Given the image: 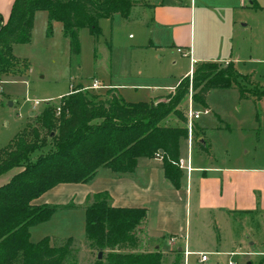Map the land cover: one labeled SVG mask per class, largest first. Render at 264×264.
Masks as SVG:
<instances>
[{
	"label": "trees",
	"instance_id": "obj_1",
	"mask_svg": "<svg viewBox=\"0 0 264 264\" xmlns=\"http://www.w3.org/2000/svg\"><path fill=\"white\" fill-rule=\"evenodd\" d=\"M138 2L14 0L6 21L0 16V80L19 60L13 55L12 46L30 42L37 11H46L49 21L62 23L71 53L78 54L82 28L97 37L101 19H111L115 13L126 18ZM253 7L258 8L255 4ZM189 79L193 103L202 106L211 89L236 87L245 97L240 81H248L231 62H203L179 81L165 101L156 97L148 102H126L112 91L109 96L100 97L80 86L61 97L58 106H46L38 118V127L18 133L0 149V175L19 168L0 186V264H65L74 257L70 238L64 243H58L55 237H44L35 243L30 240V227L48 221L58 208L34 205L32 201L58 184L87 183L101 167L115 173H131L138 158H153L161 150L164 174L178 187L182 177L178 167L180 142L187 139V129L167 126L162 121L172 114L186 122L178 106L188 93ZM201 135L193 129L195 145L205 149V145L197 142ZM47 146L50 147L46 152L33 157ZM84 214L90 245L101 252L108 250L105 257L90 264L162 263L160 249H132L140 242V234L144 235L145 208L114 207L109 204L107 193H96L85 201ZM124 247L131 249L121 251ZM176 253L180 256L181 251ZM179 261L176 257L171 264H180ZM249 264H264V259Z\"/></svg>",
	"mask_w": 264,
	"mask_h": 264
},
{
	"label": "rangeland",
	"instance_id": "obj_2",
	"mask_svg": "<svg viewBox=\"0 0 264 264\" xmlns=\"http://www.w3.org/2000/svg\"><path fill=\"white\" fill-rule=\"evenodd\" d=\"M254 1L264 4V0ZM189 3L190 0H182L183 5ZM192 3L196 11L193 26L198 51L201 50L198 45L202 32H206V37H214L216 33L225 31L233 18L242 17L240 11H232V6L237 5L238 0H192ZM140 15L135 11L124 18L115 13L111 19L100 20L101 32L97 37L92 36L87 28H82L79 32V53L72 54L62 23L49 21L46 11L34 14L30 42L12 46V53L19 60L1 76L0 149L6 147L18 133L33 126L38 127V118L46 106H58L60 98L71 89L90 86L93 81H100L104 86L112 85L114 92L116 90L132 103L148 102L154 95L167 94L169 87L178 83L189 65V59L179 54L176 47L170 46L172 43H166L170 45L159 51L132 48L145 39L146 30L141 19H145L147 13ZM257 15L254 19L260 17ZM253 32L255 39L261 38L258 31L254 29ZM244 53L246 57L249 54ZM157 55L160 57L157 58ZM173 60H176L174 66ZM246 67H257L259 73L253 77L255 83H250L249 79L240 81L245 97L236 87L211 89L205 99L210 112L195 121L204 128L202 132L206 142L205 149L197 147L204 151L208 164L213 166L264 167V92H261L264 91V63H246ZM92 91L104 97L109 96L112 90L106 87ZM193 94L189 79L188 93L178 106L185 119L189 104L194 110L203 109L202 105L193 103ZM168 95L161 96L159 100L165 101ZM246 96L254 98L247 101L244 100ZM189 98L192 99L191 103ZM34 100L39 101L36 107H33ZM173 118L176 121L169 125L187 127L186 122ZM216 123L222 126V130L212 129ZM40 130L45 136V131ZM49 147L36 152L33 157L46 152ZM197 151L195 146L193 153L197 154ZM5 173L2 177H5ZM68 205L56 208L48 221L31 226L30 240L37 242L44 237H55L58 243H64L70 238L74 257L65 264H90L99 250L92 248L87 240L84 205ZM210 229L205 224H194L191 215L186 237L190 253L184 254L183 240L178 242L182 247L180 256H177L175 247L169 246L167 239L159 241L157 245L163 248L160 249L163 253L161 264H171L176 257L180 264H248L264 259V211L260 208L245 216H235L232 233L239 239L237 245L230 240L225 241L224 237L220 244L211 242L206 233ZM138 239L140 242L132 247L133 250H155L153 244L147 243L145 234H140ZM250 242L254 244L250 245ZM130 249L124 247L120 250ZM107 251L102 250V258ZM215 252L219 254L213 255ZM201 254H206L208 261L202 262Z\"/></svg>",
	"mask_w": 264,
	"mask_h": 264
},
{
	"label": "crops",
	"instance_id": "obj_3",
	"mask_svg": "<svg viewBox=\"0 0 264 264\" xmlns=\"http://www.w3.org/2000/svg\"><path fill=\"white\" fill-rule=\"evenodd\" d=\"M13 1L0 0V16L3 21H6L9 16ZM238 1L237 5L232 6V11H240L242 17L233 18L227 24L226 30L221 34L216 33L214 37H206V32H202L198 45L201 50L198 51L195 46L193 26L196 11L192 0L190 5H183L182 0H139L132 7L128 17L135 11L141 14L140 16L147 13L145 19H141L146 33L145 39L132 48L159 51L170 45L166 43H172L170 46L176 47V50L180 48L185 51L189 65L182 72L178 83L182 78L190 76L194 68L203 62H231L239 74L248 77L250 83H255L253 77L259 73V68H247L246 63H264V4L254 0ZM254 4L258 8H254ZM38 12L42 11L36 13ZM255 15L260 17L254 19ZM254 29L262 35L260 39L258 38L259 40L254 37ZM244 51L249 52L247 57ZM159 57L160 55H157V58ZM191 59L195 61L194 64ZM172 64L174 66L176 60H173ZM178 83L170 86L167 94H170ZM101 85L103 88L100 89L107 87V90H112L114 94L121 97L116 90L114 92L115 88L112 85H105L106 87L102 83ZM261 92L264 91L261 90ZM167 94L154 95L151 100ZM250 98L254 97L246 96L244 100L248 101ZM203 108L210 112L206 103ZM173 117L175 116L169 115L162 124L177 126L168 124L176 121ZM218 119L220 121L219 117ZM195 129L202 133L201 137L205 142L204 132H202L204 128L195 122ZM212 129L222 130V126L216 123ZM195 146L198 150L197 154L193 153ZM184 148L186 155H184ZM203 152L194 142L191 146L187 139L180 142L178 159L182 177L178 187H174L166 178L160 156L140 157L135 170L131 173H115L109 168L101 167L89 182L58 184L35 198L32 204L58 207H64L69 203L84 205L89 196L107 193L111 206L146 209L147 217L143 230L147 243L153 244L154 249H163L157 243L167 239L170 247L182 251L178 242L183 240L184 254L190 253L186 237L191 215L194 224H205L211 227L206 232L211 242L220 244L224 237L225 241L230 240L237 245L239 239L232 233L235 216L237 214L245 216L258 208L264 211V167L213 166L208 164V159L204 157ZM187 163H189L190 171L186 170ZM18 171L19 168H13L5 173V177L1 174L0 186L7 183ZM253 244L250 242V245ZM235 252L232 251V253ZM218 254L219 252H215L213 255Z\"/></svg>",
	"mask_w": 264,
	"mask_h": 264
},
{
	"label": "built area",
	"instance_id": "obj_4",
	"mask_svg": "<svg viewBox=\"0 0 264 264\" xmlns=\"http://www.w3.org/2000/svg\"><path fill=\"white\" fill-rule=\"evenodd\" d=\"M177 51L179 53H181L183 56H187V53L185 51H183L182 49L178 48ZM192 64L195 63L194 60L191 59ZM100 88H103V86L98 82V81H93V83L90 86H85L82 88V90H98ZM190 103L192 102V99L189 98ZM39 105V101L34 100L33 101V107H36ZM57 114L59 113L60 109L59 107L56 108ZM208 113V109L203 108L202 111L200 110H194L191 106V104H189L188 110L186 111V123H187V141L189 146L192 145V143L194 142L193 140V124L194 122L199 119L201 117V115L207 114ZM160 154V153H159ZM159 154H157V156H159ZM178 167L181 169V164L179 162L178 159ZM186 170L190 171V166L189 163H187L186 165ZM208 259V257L206 256V254H201V258L200 260L202 262L206 261ZM233 264V263H230Z\"/></svg>",
	"mask_w": 264,
	"mask_h": 264
},
{
	"label": "water",
	"instance_id": "obj_5",
	"mask_svg": "<svg viewBox=\"0 0 264 264\" xmlns=\"http://www.w3.org/2000/svg\"><path fill=\"white\" fill-rule=\"evenodd\" d=\"M53 134H54V132H51V136H53ZM197 142H198L199 144H201V145H205V142H204L203 137H199V138L197 139ZM161 152H162V151L159 150V153H161ZM96 259H97V260H101V259H102V253H101V251H99V252L97 253ZM248 264H249V263H248Z\"/></svg>",
	"mask_w": 264,
	"mask_h": 264
}]
</instances>
